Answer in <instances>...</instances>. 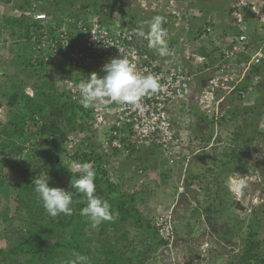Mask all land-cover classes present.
Returning <instances> with one entry per match:
<instances>
[{"label":"trees","instance_id":"1","mask_svg":"<svg viewBox=\"0 0 264 264\" xmlns=\"http://www.w3.org/2000/svg\"><path fill=\"white\" fill-rule=\"evenodd\" d=\"M0 1L7 5L10 4L14 9L21 11V15L18 17L7 14L0 16L3 29L8 30L10 36L15 39V62L11 66L17 72L13 75V78H10L11 81L19 77L22 83L27 84L24 78H35L39 69L43 71L44 77L49 78L51 76L50 81H46L42 86H39L36 97L21 91L18 83H11L9 103L12 106L17 105V116L9 120L8 125L0 131V153L3 156L2 158L0 157V193L8 197L10 187L16 189L18 186L17 191L22 203L21 208L27 211L28 220H25L24 230L16 228L18 234L13 240H10L9 249H0V264H69L74 253L87 256L88 264H146L151 254L157 252L162 246H168L169 242L159 236L155 223L152 224L134 207L135 193L128 195L125 200L111 198L115 190L122 186V182L117 184L112 181L114 172L111 168L107 170L100 168V165L108 158L104 160L102 157L96 156L99 167L96 170L95 183L97 187L95 195L109 201L114 213V219L112 221H104L94 228L88 218L81 215V210L86 206L87 198L84 194L75 191L70 184L71 179L74 181L79 177L80 173H73L64 157H60V155L63 153V149H61L63 142L70 135L82 129L84 122L91 117L92 108H83L79 101H72L68 93L57 87L56 81H62V79L68 77L72 72L70 69L64 66L53 69L41 63L37 64L33 60L31 38L33 34H38V31H41L44 27L42 21L28 16V12L40 10L58 18L65 16L78 18L85 16L82 8L92 5L89 10L86 8L87 12L92 13V10L99 9L101 4L97 0ZM109 7L110 13L117 10L113 8V5H109ZM97 14H100V12ZM37 70L38 72H36ZM51 70H53V73ZM263 70L264 62L260 66H255L252 72L261 74ZM26 72L29 74L28 76L23 75ZM20 74L25 77L20 76ZM259 103L260 107L257 115L261 119L264 115V100L259 99L257 104ZM234 113L236 112L230 113V120L236 119ZM36 117H38L42 127L34 131V128L37 127ZM212 120L214 127L216 125L215 117ZM218 126H221L220 122ZM246 128L248 127L246 126ZM249 130L248 128L245 131L241 130L240 133L239 131L234 132V138L231 142L237 144L241 137H250ZM255 133H259L258 129L257 131L255 130ZM213 138L214 134L210 132L209 134H203L198 140L202 141L204 143L203 148H206ZM33 141L35 142L33 143ZM218 143H221V141ZM27 146H30V149H27ZM25 150L28 151L25 152ZM221 153L223 156L218 160L219 173H217L218 169L215 166L204 167V171L209 174L214 173L213 178L204 189L209 200H206V206L200 214L198 209L193 210L192 213L194 218L197 217L200 220L205 215L208 224L212 228H217L219 220L222 219L224 213H227L231 209L230 207H234L236 204L230 197L229 188H223L224 192L221 196L222 190L218 181H220V178L226 181L230 176L232 177L247 170L246 163H242L240 158L237 159L236 148L232 147L231 150ZM21 155L24 156L23 163L13 160L15 157H21ZM144 157H147V160ZM90 158L91 155L89 154L76 155L74 157L76 160H81L80 163H89ZM111 158H116L118 161L121 159L117 156V153L109 159ZM159 158L161 159L160 161H158ZM127 159L130 163L131 161L134 162L135 159L137 166H135L133 177L137 178V181L140 180L141 171L145 177L149 176L148 173L151 170L157 171L161 180L158 185L166 186L167 194H172L169 191L176 189L173 182L175 176L168 169V161L159 153L157 147L134 148L131 156H128ZM24 163L30 164V167L23 166ZM177 164L175 163V165ZM5 169L9 171V174H3L4 172L2 171ZM180 171H183L182 168ZM42 174L46 178L50 177V186L63 187L74 192V210L71 216L60 214L49 220L42 202L37 198V194L34 191L33 180L30 179L39 178ZM187 176V180L190 183L198 182L200 187L203 185V180L206 179L200 175L188 174ZM146 180L147 178L141 184H144ZM169 182H172L173 186L168 185ZM116 210L118 214H115ZM255 213H257L256 210ZM129 219L133 220L138 230L147 232L152 240L149 245H140V248L138 243L134 245L133 241H130V248L126 247L125 250H118V242L127 240L129 237L128 232H123L124 226ZM228 220L230 223L233 222V225H236V220L232 217ZM3 223L0 221V224ZM249 228L250 230L246 232L243 251L238 255V258H235L237 262L231 260L229 264H264V239H259L257 227L250 224ZM14 230L12 229L10 232L13 233ZM95 230L100 231V237L97 236ZM121 230L123 233L118 234V231ZM233 230H228L227 232L231 234ZM113 232L117 235H112Z\"/></svg>","mask_w":264,"mask_h":264},{"label":"built area","instance_id":"2","mask_svg":"<svg viewBox=\"0 0 264 264\" xmlns=\"http://www.w3.org/2000/svg\"><path fill=\"white\" fill-rule=\"evenodd\" d=\"M169 13L171 16L165 17L166 27L172 26L179 30L181 27H187L190 22V14L175 5L170 6ZM27 15L42 21L44 27L38 34L32 35L33 60L51 68L62 64L72 71L68 77L62 79V90L68 93L72 101L80 100L76 85L81 80H86L92 72L103 75L102 66L119 55L128 58L139 73L153 74L161 85L158 92L146 95L138 108L122 103L92 108L91 117L84 122L82 129L70 135L62 144L63 153L60 157H64L73 173H78L74 164L81 162L74 159L76 155H91L89 163L97 170L99 166L96 156L105 160L117 153L121 161L128 163L127 158L131 156L132 149L152 146L159 149L168 165L178 163L196 143V138L193 141L184 138L187 127L179 106L190 95L197 76H202L196 86L197 102L202 106L201 114L215 117L216 131L219 122L221 124L228 118L229 110L223 109V106L229 104L231 96L252 99L259 93L256 86L262 81L260 75H251L252 85L244 89L231 85L232 79L229 77L233 61L247 52L249 41L245 33L239 34L231 44H218L220 62L214 68L207 67L204 59L199 58L197 74H193L180 56L179 48H186V51L188 48L184 41L177 45L166 41V54L162 56L156 47H149L146 36L136 35L137 28L117 25L111 20H105L101 13L87 12L85 16L78 18H58L36 10L28 12ZM210 32V27L204 28L205 34ZM186 57H190L188 51ZM263 61L264 47L260 48L247 64H243L247 69L245 74L253 71V68L261 65ZM36 125L34 131L42 127L38 117ZM109 167L106 161L100 165V168L105 170ZM145 179L141 171L140 183ZM164 215L156 217L155 225L159 236L169 242L168 247H172L173 224L171 216Z\"/></svg>","mask_w":264,"mask_h":264},{"label":"rangeland","instance_id":"3","mask_svg":"<svg viewBox=\"0 0 264 264\" xmlns=\"http://www.w3.org/2000/svg\"><path fill=\"white\" fill-rule=\"evenodd\" d=\"M97 1L101 5L97 10L90 9L93 13H101L100 10L102 8H110L109 5H113V8H116L117 10L119 9V13L122 12V15L126 17L132 16L129 7L132 6V8H135L134 5L137 6L140 4L136 3L139 0ZM133 1L134 4L130 5ZM221 1L216 0V2ZM126 5H128V9L125 7ZM91 6L92 5L86 6V8L89 10ZM217 6H219V4ZM86 8H82L85 13L88 11ZM135 9L139 12V6ZM20 12V10L14 9L10 4L7 5L3 1H0V16L2 14H7L18 17L20 16ZM119 18L124 20L120 14ZM1 22L2 19L0 18V131L8 125L9 120H12L14 116H17V105L12 106L9 103L11 83H18L21 91L36 97L39 86H42V84L46 81H50L51 77H44L43 71L39 69V72L38 70L36 71L38 73L35 78H24V81H27V84L22 83L19 77L15 78L14 81H11L10 78H13V75L17 72L16 69L11 66L15 62V39L10 36L8 30L3 29ZM261 24H263L262 21ZM262 34L264 36V31H262ZM51 72L53 73V70H51ZM23 75L28 76L29 74L26 72V74ZM23 75L20 74V76L25 77ZM60 82L61 81L58 80L56 81L59 89L61 86ZM240 99L241 98L234 96L232 99V106L235 103L240 104ZM260 103H256L257 109L256 107L251 109V112H253V114L257 117V111H259ZM237 110L238 112L234 113L236 119L230 120L229 115L228 118L220 124V127H222L223 130L216 131V129L212 127V130L209 131L214 134L215 140H212V142L220 144L218 142L221 141V145L219 147L214 145L211 150H206L208 146L203 148L204 143L202 141L198 139L194 140L195 136L199 138L205 134V127L206 130L210 127L209 124H212L213 121L211 115L200 114L201 116L199 117L198 114H196V116H192L189 112L190 116L186 115L185 117L184 114L186 112L181 111V114H183L184 117L183 119L186 122L185 126L187 127V132L186 135L184 134V138L187 137L188 141L194 140L196 144H193V148L190 147L188 149V153L181 157L177 165H167L168 169L171 170L172 174L175 176L173 182L175 183L176 189L173 191L168 189L172 194L166 193V186L158 185V182L161 180L157 171L151 170L152 172L150 171V173H148L149 176L147 175L148 177H146L147 180L144 184L137 181V178L133 177L135 174V166H137L135 159L134 162L131 161V163H124L121 160L118 161L116 158H108L105 160L114 172L112 181L117 184L122 182V186L115 190V192L111 195V198H121L122 200H125L128 195L135 193L136 197L134 207L146 219L150 220L152 224L156 222V217L163 216L164 214L171 216L175 233L172 247H160L157 252L150 255L146 264H229V261L231 260L236 261L235 258H238V255H240L243 251L244 240L247 234L246 232L250 230V224L257 227L259 239H264V116L262 120L260 119L263 123L259 126L261 131L258 129L260 132L256 133L255 136L249 132L250 137H241L240 141L236 144L231 142L234 138V132L239 131L240 133V131L243 130V124L246 123V117L245 121L238 119L239 115L243 112L242 107L240 108L238 104ZM253 117L250 119H253L252 121L254 126L257 118L254 117V119ZM203 121H205V123ZM209 132L206 133L208 134ZM34 142L35 141H33V143ZM232 147L237 149V159L240 158L242 163H246L247 167L245 172L233 175L232 177L234 178L239 176L243 178L246 182V187L240 193L241 195L238 196L239 193H233L230 189L228 184L229 179L225 181L220 178V181L218 182L220 183V188L222 190L220 193L221 196L224 192L223 188H229L231 193L230 197L234 202H236V204L234 207H230L231 209L228 210L227 213H224L222 219L219 220V226L217 228H210V224H208V220L205 215L202 216L201 220L192 216L193 210L196 209L199 210L198 213L200 214L206 206V200H209L204 189L213 178L214 173L212 172L209 174L204 171V167L215 166V168L218 169L217 173H219L218 171L220 168L218 167V160L223 156L221 152L229 151ZM27 149H30V146H27ZM1 154L2 153H0V157L2 158L3 156ZM188 156L190 158H188ZM36 158H38V156H36ZM144 158L147 160V157ZM23 159L24 156L21 155V157H15L13 160L15 162H22ZM160 160L161 159L159 158L158 161ZM28 163H24L23 166L30 167V164ZM181 168L183 171H180ZM2 172H4V175L9 174V171L6 169ZM188 174L200 175L206 178L203 180L202 187L198 185V182L190 183L187 180ZM39 178H46V176L42 174ZM30 179L33 180L36 179V177ZM171 183L172 182H169L168 185H172ZM17 187L16 189H13L14 187H10V194L8 197L0 193V221L4 222L3 224H0V249L3 250L9 249L10 240H13V238L18 234L16 228L24 230L26 223L25 220H28L27 211L22 210L21 208L22 203ZM255 210L257 213L254 214ZM115 214H118L117 210L115 211ZM46 215L49 220L54 218L48 213ZM230 217L236 220V225H233V222H229L228 219ZM12 229H15L13 233L10 232ZM232 229H234L233 233L230 234L227 232ZM99 232V230H95L98 237H100ZM121 232L122 230L118 231V234H121ZM123 232H128L129 237L127 240H120L118 242V250H125L126 247L130 248V241H133L134 245H137L138 243V247L140 248V245H149L152 240L147 232L138 230L131 219H129L128 223L124 226ZM115 234V232L112 233V235Z\"/></svg>","mask_w":264,"mask_h":264},{"label":"crops","instance_id":"4","mask_svg":"<svg viewBox=\"0 0 264 264\" xmlns=\"http://www.w3.org/2000/svg\"><path fill=\"white\" fill-rule=\"evenodd\" d=\"M136 3H140L137 6L134 5L135 8H138L139 6V12H137L135 8H132V6L129 7L132 16L126 17L122 15L119 13V9L110 13L109 8L106 7L102 8L101 11L104 13L102 15L105 20H111L117 25L123 24L132 28H137L141 22H144L145 31H148L147 22L153 16H171L169 13L171 5H175L176 8L186 11L191 16L190 23L187 27H181L179 30L174 29L172 26L166 27L167 25L165 24H163V27L167 30L166 41H170L175 45L183 41L188 44L187 51L190 53V57H186V48H179L180 56L186 67L193 74H197L196 67L199 64V58L204 59L207 67L214 68L220 62V56L217 51L218 44H231L238 38L239 34L245 33L248 36L249 41L247 52L233 61V68L229 77L232 79L231 85H237L241 89L252 85L251 75L255 73L249 71L245 74L247 69L243 64H247L251 60V57L258 52L260 48L264 47V36L262 34V31H264V0H222L221 2H216V0H139ZM132 4H134V1L130 3V5ZM218 4L219 6H217ZM128 5L125 7L127 8ZM108 12L109 14H107ZM84 14L87 13L84 12ZM119 14L124 18V20L119 18ZM261 21L263 24H261ZM205 27L211 28V32L209 34L204 33ZM178 47H180V45H178ZM60 66H62V64L58 67ZM55 68L56 67L53 69ZM260 75L264 77V70ZM201 79L202 76L196 77V82L191 89L190 95L187 99L180 103L179 108L181 110H179L186 112L184 114L185 117L186 115L190 116V114L192 116H196V114H198L199 117L201 116L200 110H202V106L197 102L198 91L196 88L197 83L201 81ZM60 83V90H62L64 82L62 81ZM256 87H260L261 94L257 93V96L252 99H240V104L237 103L238 106L243 109V112L239 115L238 119L245 121L246 117L245 122L247 124H243L242 129L244 131L248 130V128L251 129L249 132H252V135L254 134V136L256 134L255 130L257 131V129H259L261 121L255 114H253V112H251V109L256 106L259 99L264 100L263 78L260 84ZM233 98L234 96H231V98H229V104L223 106V109L226 108L229 110V113L238 112L237 104L235 103L232 106ZM253 116L257 118L254 126L252 121L253 119H250ZM262 119L263 117L261 120ZM203 122L205 123V121ZM209 126L210 127L207 130L205 127L206 132L212 130L213 125L209 124ZM246 126L248 128H246ZM217 130L221 131L223 129L222 127H219ZM206 132L205 134H207ZM195 138V140L198 139L197 136H195ZM209 145H212L211 148L214 145L219 147L221 143L217 144V142H211ZM209 145L208 147H210ZM211 148L209 150H211Z\"/></svg>","mask_w":264,"mask_h":264},{"label":"clouds","instance_id":"5","mask_svg":"<svg viewBox=\"0 0 264 264\" xmlns=\"http://www.w3.org/2000/svg\"><path fill=\"white\" fill-rule=\"evenodd\" d=\"M164 23L165 17L155 15L147 22V33L144 22L138 25L136 31L139 37L146 36L149 40V47H156L162 56L166 54L167 49V30L163 27ZM101 71L103 75L92 72L86 80H81L76 85L80 94L79 102L85 109L107 106L111 103L128 104L138 108L146 95L154 94L161 88L158 79L153 74L139 73L136 66L122 55L111 58L102 66ZM261 78L264 79L262 76ZM258 91L261 94L260 87ZM74 167L80 175L74 181L71 179V187L87 198L81 215L86 216L94 228L104 221H112L114 213L111 204L107 199L95 195L96 170L87 162L75 163ZM49 179V176L33 179L32 184L37 198L49 215L53 217L60 214L71 216L74 210V192L63 187L50 186ZM228 184L232 192L239 193L238 195H241L240 193L246 187L245 180L239 176L230 177ZM69 264H88V257L74 253Z\"/></svg>","mask_w":264,"mask_h":264},{"label":"flooded vegetation","instance_id":"6","mask_svg":"<svg viewBox=\"0 0 264 264\" xmlns=\"http://www.w3.org/2000/svg\"><path fill=\"white\" fill-rule=\"evenodd\" d=\"M210 228H212V226L210 225ZM216 228V227H215ZM215 231V230H214Z\"/></svg>","mask_w":264,"mask_h":264},{"label":"water","instance_id":"7","mask_svg":"<svg viewBox=\"0 0 264 264\" xmlns=\"http://www.w3.org/2000/svg\"><path fill=\"white\" fill-rule=\"evenodd\" d=\"M34 97V95H32Z\"/></svg>","mask_w":264,"mask_h":264}]
</instances>
